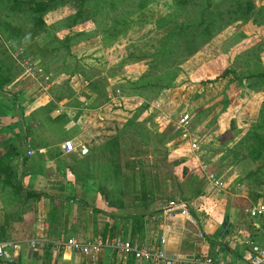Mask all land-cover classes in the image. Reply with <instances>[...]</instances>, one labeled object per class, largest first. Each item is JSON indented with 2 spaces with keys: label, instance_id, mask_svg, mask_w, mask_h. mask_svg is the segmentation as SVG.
<instances>
[{
  "label": "rangeland",
  "instance_id": "1",
  "mask_svg": "<svg viewBox=\"0 0 264 264\" xmlns=\"http://www.w3.org/2000/svg\"><path fill=\"white\" fill-rule=\"evenodd\" d=\"M45 1L49 0H0V65L10 78L1 113L6 120L0 122L3 137L13 136L12 132L3 134L8 125L16 134L20 132L19 142L26 136L17 125L19 119L25 123L34 120V125L44 123L50 114L62 115L71 106L77 119H86L84 112L90 109L91 116H87L93 119V126L118 123L120 117L121 126L110 129L113 137L71 168L84 174L81 182L97 196H104L106 188L121 191L120 196L133 203L145 199L144 184L151 195L148 199L156 200V208L178 198L191 203L199 197L197 190L206 191L208 186L215 193L221 186L212 185L204 170L217 173L226 185L228 176L241 173V167L254 172L259 160L254 159L253 151L259 147L264 160V148L255 139L256 134L264 138V83L252 75L264 71V0H254L256 8L245 20L231 21L235 15L225 13L218 19L213 37L195 53L185 55L179 47L175 55L179 62L171 68H178L177 77L163 88L160 85L170 82L166 75L171 70L166 72V61L148 63L147 56L155 52L165 29L178 24L158 27L159 20L165 23L170 17L180 22L191 16L185 9H177L175 0H146L141 8L136 2L142 5L143 0H117L113 9L111 0L98 5L95 0L84 5L81 0H53L46 12L32 8ZM232 3L216 1L215 8L225 11ZM95 8L100 13L92 16ZM37 15L44 16V25H36ZM183 43L187 44L181 38L179 44ZM131 52L136 55L124 56ZM26 54H31L32 72L25 67ZM226 69L232 72L223 76ZM146 72L163 80L156 78V83L134 93L133 82ZM236 76L243 78L242 87ZM87 80L100 83L101 97ZM233 88H238L235 94ZM7 93L17 94L16 102L14 96L6 99ZM75 102L80 104L73 106ZM100 109L111 115L105 120ZM185 110L192 113L200 144L197 153L200 163H206L205 169L199 162L187 163L193 154L181 140L175 143L180 137L173 122L167 121V116ZM232 121L236 127L226 135ZM67 159L68 167L76 160ZM19 164L14 162L15 168ZM185 165L188 176L182 175ZM259 172L264 175V166ZM124 209L114 211L124 214Z\"/></svg>",
  "mask_w": 264,
  "mask_h": 264
},
{
  "label": "crops",
  "instance_id": "2",
  "mask_svg": "<svg viewBox=\"0 0 264 264\" xmlns=\"http://www.w3.org/2000/svg\"><path fill=\"white\" fill-rule=\"evenodd\" d=\"M7 94L6 99L13 95ZM72 109V106L66 109L56 122L45 120L34 125L33 120L20 127L21 133L25 128L27 135L19 142L16 140L22 155H18L12 165L21 179V186L0 181V238L8 253L0 257V264H127L131 254L116 250L113 242L117 240L152 248L163 246L168 254L187 259L212 256L228 263L244 264L251 255L252 246L263 242V230L247 213L249 207L264 199L261 172L255 176L254 172L241 167L237 175L230 172L226 185L218 187L211 182L219 189L213 193L208 186L197 199L188 203L190 215L169 211L168 205L156 208L153 197L130 203L126 196H120L121 191L115 193L106 188H103L104 196L95 195V190L81 182L84 174L71 167L80 164L84 157H89L113 137L110 129L119 128L121 118L118 123L93 126V119L87 116H91L90 109L84 112L86 119H77ZM102 113L105 120L111 115L107 111ZM14 131L7 126L3 134L12 132L19 137L20 132ZM1 138L6 137L0 134ZM66 140L73 141L74 151L66 150ZM28 149L35 153L30 155ZM24 156H27L26 166ZM68 157L76 158L69 167ZM16 161L20 163L19 168L14 166ZM62 170L67 176L62 175ZM107 205L114 208L107 210ZM123 207L125 215L147 214L143 238L137 235L131 238L121 221L118 238L104 239L106 223L113 222L108 212H123ZM94 208L102 212L95 213ZM133 208L136 209L131 211ZM4 224L6 231L2 232ZM69 237L86 243L103 241L104 246L88 255L69 246H57L59 240L66 241ZM162 238L166 239L164 244ZM133 264L158 263L135 259Z\"/></svg>",
  "mask_w": 264,
  "mask_h": 264
},
{
  "label": "trees",
  "instance_id": "3",
  "mask_svg": "<svg viewBox=\"0 0 264 264\" xmlns=\"http://www.w3.org/2000/svg\"><path fill=\"white\" fill-rule=\"evenodd\" d=\"M52 1L53 0H49V1H45V2H36L32 8L35 11H48V9L51 7L52 5ZM105 2V0H95L94 5H98L99 2ZM216 1H223V0H175L176 4V8L179 10H186V12L188 14H190L191 16H188V20H184V21H174L173 19H171L170 17H167V21L164 23L162 21H158V27H163V25L167 26L169 23L171 25H174L176 23V25H174L175 27L172 26H168L165 31H164V35L161 39V41L158 43L159 46L156 45V50L153 54L148 55L147 58H149L147 61L148 63L151 62L152 64H155L158 60L159 61H166V72L171 70L169 72V74H167L166 76H169L170 78V82L169 83H165L163 82L160 85V88L163 87H167L168 84H170L172 82V80H174L177 77V72H178V68H173L174 65H177V63L179 62V59L175 61L176 57L175 55L178 52V48L181 47L183 54H187V53H195L196 51H198L203 42H208L214 35V31L217 27V21L220 18H223L225 13H228V15H235V16H231V21H239V20H245L248 17H250V15L252 14V12L255 10L256 5L254 0H232V6H230V8H228L227 10L223 11L222 9H218L215 8L216 5ZM88 2H90V0H81L80 3L81 5L84 4H88ZM117 3V0H111L110 2V8H115ZM146 4V0L142 1V5H140V2L138 3V1L136 2V5L139 6L140 8L143 7V5ZM190 4V5H189ZM100 13L99 9L95 8V11H93L91 13L92 16H95L96 14ZM81 15V10H80V14ZM78 16V14L76 15ZM94 20V17H93ZM45 23V18L44 16H38L37 15V20H36V25L37 26H41L44 25ZM15 28V27H13ZM17 31H19V29H16ZM112 30V29H111ZM112 32L108 33L109 37H111ZM181 38H184L187 42V44L183 43V44H179V42L181 41ZM202 38V40H200ZM133 46V45H132ZM176 51V52H175ZM26 58L30 59V55L31 54H26ZM136 55V52H131L128 53L127 55L125 54L124 56L127 58L128 56ZM132 56V57H133ZM173 56V57H172ZM33 59V57H32ZM31 60V59H30ZM170 60L172 62H170ZM3 69H4V65H0V120H2L3 116L1 115V113L3 112L4 108H5V100H4V95L6 93V91L8 90L7 85L10 84L9 81V76L5 75L3 73ZM230 72H232L229 69H226L223 72V76L228 75ZM255 74H252L256 77H258L261 81V83H264V71L261 72H254ZM156 78L158 79H162V77L160 76H153L150 77V75L148 74V72H146V74L144 73V75H142L137 82H133L134 86H133V92L134 93H138L139 90L141 92V90L143 88H148L149 85H151L152 83H156V81H154ZM248 79V77H246ZM236 79L238 80V84L242 87L244 85V81L243 78L236 76ZM87 82L89 83V85L92 87V89L94 91H97V93L100 92L101 89H103V87H101L100 83L97 80H92L91 82H89L87 80ZM136 84V85H135ZM138 84V85H137ZM243 89V88H242ZM238 91V88H233L232 89V94H235ZM242 93V92H240ZM238 93V94H240ZM101 92L100 95H97V97H101ZM14 96V102H16V100L18 99L17 94L12 95V97ZM96 97V98H97ZM228 101L230 100L227 99ZM235 100V97L232 96V101ZM84 103V102H83ZM80 102H75V105L73 106H77L79 105ZM102 104L101 102L94 105L95 108ZM91 108H94L93 106H89ZM25 110V109H24ZM24 110L22 111L23 114L25 115ZM62 115H52L50 114L49 119L50 121H54L56 122V120H60ZM27 119V116H26ZM18 124L20 127H22V125L24 126L25 123V119L24 121L22 119L18 120ZM8 125H4L3 129H7ZM236 127V123L235 121H232V126L231 128L228 130V132L226 133V135H229V132L233 131ZM22 133H25V128L24 130L22 129ZM256 133V132H255ZM254 133V134H255ZM25 135H27V133H25ZM255 139H256V144H260L263 148H264V138L261 136H259L258 134L255 135ZM24 138V137H22ZM14 139V140H12ZM2 140L3 143H2ZM8 140V141H7ZM17 136H11L10 138H2L0 139V150H1V155H0V181L2 183H12L13 185H15L17 187L21 186V179L18 177V175L16 174V171L12 165L14 159L18 156V155H22V151L19 149L18 145H17ZM181 139H177L175 141V143H179ZM254 152V159L255 160H259V165L254 169V174H257L260 170H262L263 166H264V160L260 159V154L262 153V149L259 147L258 150L253 151ZM27 154V153H26ZM262 157V156H261ZM261 160V161H260ZM26 161H27V156H24V166H26ZM190 161V162H189ZM187 163L188 164H196L198 161H196L195 159L191 158ZM181 160H179V164H180ZM188 166L185 165L183 167L182 170V175L188 176ZM200 167V166H199ZM201 169V168H200ZM52 170V167H51ZM202 170V169H201ZM206 173V175H208L209 170H204ZM202 172V171H201ZM213 172V171H211ZM62 175L67 176L65 171H61ZM203 173V172H202ZM142 190L144 192V200H147L149 196V191L147 190V186L142 184ZM203 192V190H197L196 195H200ZM35 194H37V192H34ZM40 194V193H39ZM148 195V196H147ZM172 200H182L185 201L186 203H189L188 201H186L185 199H172ZM171 200H169L170 202ZM169 202L166 204L168 205ZM85 205L87 202H84ZM94 212L95 213H99L102 212V210H100L99 208H94ZM112 220V223H106V227L104 230V239L105 238H109V239H113V238H118L119 235V231L121 229L120 226V222L124 221L123 223V228H126V231L128 233L131 234V238H134L136 235L140 236L141 238H143V231L145 230L146 227V213H136V214H118L117 212H108L107 214ZM6 225H2V232L6 231L5 230ZM68 233V231H67ZM132 242V241H130ZM50 245V244H49ZM139 245V244H138ZM118 250V249H116ZM135 261V257L131 254L128 257V261L127 264H133Z\"/></svg>",
  "mask_w": 264,
  "mask_h": 264
},
{
  "label": "built area",
  "instance_id": "4",
  "mask_svg": "<svg viewBox=\"0 0 264 264\" xmlns=\"http://www.w3.org/2000/svg\"><path fill=\"white\" fill-rule=\"evenodd\" d=\"M27 66L26 69L29 72H32L31 60H25ZM175 115V116H174ZM167 121L173 122L176 128V133L180 137L183 144H187L190 151L192 152V158L199 162L201 167L205 169L206 163H200L199 155L197 151L200 150V144L198 141V135L194 129V124L192 121V113L185 110L178 114L175 112L173 117L167 116ZM65 148L67 151H74L75 144L72 140L65 141ZM28 153L31 155L35 153V150L28 149ZM207 178L216 185L221 186V179L214 173L208 172ZM167 209L172 212L182 213L185 215H190V207L188 203L182 200H171L167 206ZM247 213L251 218H254L258 221V225L263 230V242L254 244L252 246L251 255L247 258L244 264H264V199L259 203L253 204L247 209ZM166 241L165 238H162V243ZM57 246H69L73 250L79 251L83 254H91L98 252L104 245L103 241L99 242H84L75 237H69L66 241L59 240ZM113 247L118 249L121 254H132L135 259L156 262L158 264H234L228 263L224 260L215 259L212 256H198L191 259L182 258L178 255H170L164 249L163 246H157L152 248L149 246H140L138 244L132 243L130 241H115L113 242ZM8 253L5 250V243L1 241L0 238V257L7 256Z\"/></svg>",
  "mask_w": 264,
  "mask_h": 264
},
{
  "label": "water",
  "instance_id": "5",
  "mask_svg": "<svg viewBox=\"0 0 264 264\" xmlns=\"http://www.w3.org/2000/svg\"><path fill=\"white\" fill-rule=\"evenodd\" d=\"M87 150H88V149H87V148H85V151H84V152H87Z\"/></svg>",
  "mask_w": 264,
  "mask_h": 264
}]
</instances>
